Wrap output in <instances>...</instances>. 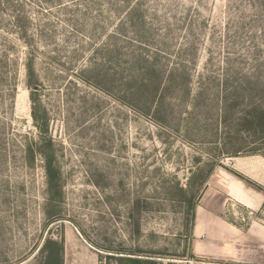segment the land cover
<instances>
[{
	"label": "rangeland",
	"instance_id": "rangeland-1",
	"mask_svg": "<svg viewBox=\"0 0 264 264\" xmlns=\"http://www.w3.org/2000/svg\"><path fill=\"white\" fill-rule=\"evenodd\" d=\"M0 3V57L7 55L0 83V264H46L59 246L64 264H119L116 257L127 255L146 264L196 261L193 204L208 195L226 202L230 170L261 186L220 153L213 134L224 97L220 79L230 89L250 81V89L239 90L243 106L261 98L264 0ZM20 4L35 42L12 30ZM43 26L51 35L41 37ZM120 48L129 56L119 64ZM140 55L163 82L156 94L134 98L127 76H140L142 67L124 62ZM180 63L188 72L171 81L189 90L165 89ZM203 84L212 92L201 96ZM46 154L58 170L53 190ZM243 156L251 155L236 158ZM245 213L228 200L229 219L244 223Z\"/></svg>",
	"mask_w": 264,
	"mask_h": 264
},
{
	"label": "trees",
	"instance_id": "trees-1",
	"mask_svg": "<svg viewBox=\"0 0 264 264\" xmlns=\"http://www.w3.org/2000/svg\"><path fill=\"white\" fill-rule=\"evenodd\" d=\"M6 1L7 4H11L10 1L12 0H3V2ZM4 3H0V9L3 11ZM63 6H66L63 4ZM17 9V12L14 15V29L16 34L19 35L21 38L25 40L27 43L35 42V36L30 33L29 31V23L30 19L26 13L25 7L23 4L15 5L14 6ZM4 21L3 17L0 16V21ZM129 20L131 22H134V16L133 14H130ZM0 24H4L3 22H0ZM7 26V25H6ZM45 26H43V29L41 31V37H47V35H51L48 32H45ZM125 26L122 25L119 29L120 31H117L115 36L118 38L119 36H122V31L124 30ZM47 34V35H46ZM130 40L138 42L134 40V38H130ZM142 42V41H141ZM1 46V43H0ZM183 51H181L179 54L181 55ZM166 54L165 52H163ZM127 53H121V48L119 52H117L118 57V63L120 64V60H122L124 57H127ZM129 56V55H128ZM1 58V57H0ZM15 64L17 63V60H14ZM7 62V55L6 58L0 59V83L7 78L6 71H5V63ZM124 64H127L128 69H131V65L140 64V76H135L133 72H129V75L127 76V87L130 92H133L132 96L135 98L138 94L139 96L142 95H150L153 92L156 94V92L159 91L162 80L158 81L160 73H158V68L155 66L154 63H151L147 57H143V55H140V58L138 59L137 56L130 57V60L125 61ZM29 79H32L34 77V70L31 63V60L26 64ZM230 66L227 65L224 70L229 68ZM188 72V66L185 63H180L175 67L172 71H170L169 75V82L165 86V89H170L175 87V83L172 80V75L174 73H187ZM164 76V73H163ZM219 80V78H218ZM219 82H222V85L220 89L224 91V97L221 101V105L219 107V117L217 120V124L214 127V138L216 142L218 143L220 147V153L222 152L223 155H226L227 157H236L240 155H253V154H260L264 156V87L262 89L261 98H258L257 101L254 100L253 96L249 100L250 104L247 105V103L241 101V94L239 93V90L243 88L244 89H250V81L246 80L245 83L237 84L235 87L229 88V81L226 79H220ZM177 88L189 90V87L186 89L182 85H177ZM16 90L17 87H14L12 90V93L10 95L12 96V102L15 103L16 100ZM200 95H204L205 93H211L212 90L210 86L208 85H202L200 89ZM243 98V95H242ZM137 100L135 99V102ZM1 104V103H0ZM138 104V103H137ZM241 106H243L241 108ZM42 128V123H41ZM220 156V155H219ZM46 159V170L49 177V186L51 190H53L57 185V178H58V170L54 163V157L52 155H45ZM216 163H213L211 168L201 174V181L199 183V189L201 186H203L206 181L208 180L210 174L212 173L214 166ZM235 176L239 177L243 181H245L248 185L253 186L257 190L264 191V188L252 183L247 178L242 176L241 174L230 170ZM196 203L193 204V221H194V209H195ZM49 246L52 248L57 247V243L55 242H49ZM56 258L53 256V253L49 255L46 264H64L63 263V257H62V247H58V251L56 252ZM116 260H118L119 264H146L147 262L142 259L139 256H118L116 257Z\"/></svg>",
	"mask_w": 264,
	"mask_h": 264
},
{
	"label": "crops",
	"instance_id": "crops-1",
	"mask_svg": "<svg viewBox=\"0 0 264 264\" xmlns=\"http://www.w3.org/2000/svg\"><path fill=\"white\" fill-rule=\"evenodd\" d=\"M231 160L234 168L264 187L263 156ZM232 175L227 173L226 202L208 195L195 206L191 250L198 264H264V193ZM228 200L243 204L245 214H250L246 222L238 224L225 215Z\"/></svg>",
	"mask_w": 264,
	"mask_h": 264
},
{
	"label": "water",
	"instance_id": "water-1",
	"mask_svg": "<svg viewBox=\"0 0 264 264\" xmlns=\"http://www.w3.org/2000/svg\"><path fill=\"white\" fill-rule=\"evenodd\" d=\"M38 87H39L38 85H35V88H36V89H37ZM58 231H59V229H57V230L55 231V237L57 236Z\"/></svg>",
	"mask_w": 264,
	"mask_h": 264
},
{
	"label": "built area",
	"instance_id": "built-area-1",
	"mask_svg": "<svg viewBox=\"0 0 264 264\" xmlns=\"http://www.w3.org/2000/svg\"><path fill=\"white\" fill-rule=\"evenodd\" d=\"M198 262L197 261H191V264H197Z\"/></svg>",
	"mask_w": 264,
	"mask_h": 264
},
{
	"label": "bare ground",
	"instance_id": "bare-ground-1",
	"mask_svg": "<svg viewBox=\"0 0 264 264\" xmlns=\"http://www.w3.org/2000/svg\"><path fill=\"white\" fill-rule=\"evenodd\" d=\"M231 185V184H230ZM229 187V186H228Z\"/></svg>",
	"mask_w": 264,
	"mask_h": 264
}]
</instances>
